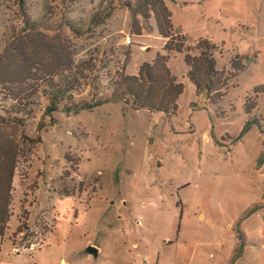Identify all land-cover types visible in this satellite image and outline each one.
<instances>
[{
	"label": "rangeland",
	"instance_id": "rangeland-1",
	"mask_svg": "<svg viewBox=\"0 0 264 264\" xmlns=\"http://www.w3.org/2000/svg\"><path fill=\"white\" fill-rule=\"evenodd\" d=\"M121 1L0 0V58L27 41L26 13L44 23L33 36L73 61L80 83L72 102L104 99L117 77L165 54L154 18L119 7L90 25ZM163 1L187 46L218 47L226 85L203 99L187 77L185 51L169 54L183 85L169 115L122 102L78 112L64 103L49 113L51 87L40 73L0 85V115L15 103L10 97L32 95L23 135L39 141L21 142L0 264H264V0ZM30 58L37 62V53Z\"/></svg>",
	"mask_w": 264,
	"mask_h": 264
},
{
	"label": "trees",
	"instance_id": "trees-1",
	"mask_svg": "<svg viewBox=\"0 0 264 264\" xmlns=\"http://www.w3.org/2000/svg\"><path fill=\"white\" fill-rule=\"evenodd\" d=\"M23 4V0H20ZM64 3L66 0H61ZM75 2L77 0H67ZM124 7L135 18L148 21L154 18L160 37L166 40L163 47L165 54H158L153 62L140 65L137 75H120L113 82L112 92L104 99L92 103L74 104L72 92L79 88V78L73 71V61L65 54L59 53L51 41L33 36L44 27L42 21H32L25 15V28L23 32L27 41L13 42L8 55L0 58V85L21 86L28 81H37L40 76L46 77L51 91L47 93L48 112L54 113L62 104L68 103L65 112H78L92 110L95 107L122 102L133 110L147 109L158 111L167 115L173 114L177 108V99L183 93V85L168 68L170 53L186 52L184 62L188 67L187 77L195 85L198 92H211L218 87L226 85L224 72L216 69L215 52L218 47L209 41L200 40L193 46L186 45V38L172 32L171 13L163 0H124L118 4L110 3L101 15H94L90 25L95 27L109 19L114 10ZM73 32L79 30L74 25L68 26ZM139 35V31H136ZM32 51L37 53V62L30 58ZM50 54L53 64H44L45 55ZM232 64L236 71L243 70L242 58H236ZM58 79V83L54 81ZM35 83V82H34ZM14 95L10 97L15 103L4 114L0 115V235H3L11 217V202L13 180L20 158L21 142L26 140L34 145L37 140H30L23 135L27 120L30 118L33 105L32 95L21 100ZM221 95L207 98L218 99ZM21 133V134H18ZM17 133V136H16ZM25 221L27 218L24 217ZM27 223L17 228L20 233L27 229Z\"/></svg>",
	"mask_w": 264,
	"mask_h": 264
},
{
	"label": "water",
	"instance_id": "water-1",
	"mask_svg": "<svg viewBox=\"0 0 264 264\" xmlns=\"http://www.w3.org/2000/svg\"><path fill=\"white\" fill-rule=\"evenodd\" d=\"M206 94H207L206 91L203 92V94L201 95V97H202L203 99H206ZM87 252H88L89 254L94 255L95 257L97 256V250H96L94 247H90V248H88Z\"/></svg>",
	"mask_w": 264,
	"mask_h": 264
},
{
	"label": "built area",
	"instance_id": "built-area-1",
	"mask_svg": "<svg viewBox=\"0 0 264 264\" xmlns=\"http://www.w3.org/2000/svg\"><path fill=\"white\" fill-rule=\"evenodd\" d=\"M126 43H127V44H131V40H130L129 37L126 39Z\"/></svg>",
	"mask_w": 264,
	"mask_h": 264
},
{
	"label": "crops",
	"instance_id": "crops-1",
	"mask_svg": "<svg viewBox=\"0 0 264 264\" xmlns=\"http://www.w3.org/2000/svg\"><path fill=\"white\" fill-rule=\"evenodd\" d=\"M249 247H252L251 245H249ZM98 252V251H97Z\"/></svg>",
	"mask_w": 264,
	"mask_h": 264
}]
</instances>
